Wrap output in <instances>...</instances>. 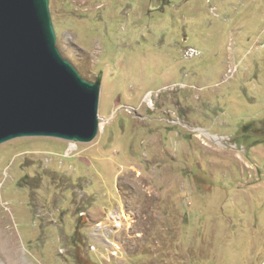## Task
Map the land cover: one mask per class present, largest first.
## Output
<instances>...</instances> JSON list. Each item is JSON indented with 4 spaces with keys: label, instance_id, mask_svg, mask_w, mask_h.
<instances>
[{
    "label": "rangeland",
    "instance_id": "obj_1",
    "mask_svg": "<svg viewBox=\"0 0 264 264\" xmlns=\"http://www.w3.org/2000/svg\"><path fill=\"white\" fill-rule=\"evenodd\" d=\"M150 2L49 0L101 126L0 144L25 264H264V0Z\"/></svg>",
    "mask_w": 264,
    "mask_h": 264
},
{
    "label": "water",
    "instance_id": "obj_2",
    "mask_svg": "<svg viewBox=\"0 0 264 264\" xmlns=\"http://www.w3.org/2000/svg\"><path fill=\"white\" fill-rule=\"evenodd\" d=\"M100 87L57 49L49 0H0V144L26 136L90 142Z\"/></svg>",
    "mask_w": 264,
    "mask_h": 264
},
{
    "label": "bare ground",
    "instance_id": "obj_3",
    "mask_svg": "<svg viewBox=\"0 0 264 264\" xmlns=\"http://www.w3.org/2000/svg\"><path fill=\"white\" fill-rule=\"evenodd\" d=\"M145 99L148 100V97H146ZM100 126H101V123L99 127ZM72 149L77 150V148H74L73 145H70L69 150H72ZM1 234H4V232L2 231V228L0 227V264H25L22 261H20L18 258V251L16 249V245L14 241L13 240L10 241L6 239L4 236H1Z\"/></svg>",
    "mask_w": 264,
    "mask_h": 264
},
{
    "label": "flooded vegetation",
    "instance_id": "obj_4",
    "mask_svg": "<svg viewBox=\"0 0 264 264\" xmlns=\"http://www.w3.org/2000/svg\"><path fill=\"white\" fill-rule=\"evenodd\" d=\"M190 1H194V0H190ZM148 2H149V0H148ZM168 3H169V0H151V2H150V5L148 6V8L146 9V14H145V16L147 17V16H149V15H153L154 13H159V12H162V11H164V9H165V7L168 5ZM157 4V5H156ZM152 5H156V6H152ZM100 6H101V4H100ZM104 8V7H103ZM106 14V16H108V17H110V15L112 14V13H114L113 11L111 12L110 10H107L106 12H105ZM135 13H136V15H137V17L139 18V16H138V14H137V12L135 11ZM141 18V17H140ZM139 18V19H140ZM144 25V24H143ZM143 25H142V27H141V30H143ZM147 26V25H146ZM149 27H151V26H149ZM137 29V28H136ZM135 29V30H136ZM149 28H147L146 30H148Z\"/></svg>",
    "mask_w": 264,
    "mask_h": 264
}]
</instances>
